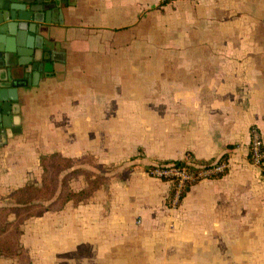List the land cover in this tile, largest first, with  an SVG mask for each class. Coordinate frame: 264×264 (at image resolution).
I'll return each instance as SVG.
<instances>
[{
  "label": "crops",
  "instance_id": "1",
  "mask_svg": "<svg viewBox=\"0 0 264 264\" xmlns=\"http://www.w3.org/2000/svg\"><path fill=\"white\" fill-rule=\"evenodd\" d=\"M57 4L37 32L52 63L18 90L20 132L0 134V209L41 184L44 156L105 179L87 201L0 218V264H264V163L249 156L252 128L264 139V0ZM189 155L228 169L174 208L148 169ZM87 185L73 173L56 192Z\"/></svg>",
  "mask_w": 264,
  "mask_h": 264
},
{
  "label": "water",
  "instance_id": "2",
  "mask_svg": "<svg viewBox=\"0 0 264 264\" xmlns=\"http://www.w3.org/2000/svg\"><path fill=\"white\" fill-rule=\"evenodd\" d=\"M57 6V0H0V134L6 139L20 132L15 110L19 88L37 85L52 63L37 32ZM8 34L16 36L18 48L6 44Z\"/></svg>",
  "mask_w": 264,
  "mask_h": 264
},
{
  "label": "trees",
  "instance_id": "3",
  "mask_svg": "<svg viewBox=\"0 0 264 264\" xmlns=\"http://www.w3.org/2000/svg\"><path fill=\"white\" fill-rule=\"evenodd\" d=\"M221 159L227 160L225 155ZM195 160L199 164L207 163L203 160ZM176 164L180 167H185L190 170L195 169L194 165L187 163L185 160L177 161ZM75 165L74 159L65 157L61 154L44 156L41 159V166L43 169L41 184H27L12 191L10 193V197L17 205L11 208L9 207L0 209V218L3 219V217H8L11 212H16L17 216L18 214L22 213L24 219L32 215H40L45 210L49 209L58 199H61L63 202L72 200L75 203L89 200L93 196L94 191L102 184L105 176L94 175L91 173V171L87 172L83 168H74ZM65 171H69V173L65 174V178L60 180L63 185H65L67 182V177L70 174L83 172L87 178L88 185L86 188L80 191H67L64 196L62 194L57 195L56 190L58 185H60L58 177L62 172ZM42 201H48L49 204L44 206ZM7 247H9V245Z\"/></svg>",
  "mask_w": 264,
  "mask_h": 264
},
{
  "label": "built area",
  "instance_id": "4",
  "mask_svg": "<svg viewBox=\"0 0 264 264\" xmlns=\"http://www.w3.org/2000/svg\"><path fill=\"white\" fill-rule=\"evenodd\" d=\"M176 0H161L162 3H169ZM249 156L256 165L264 163V139L261 131L257 127L252 128V140L249 146ZM187 163L195 166L194 170L180 167L175 163L153 164L148 169V174L172 184L170 205L177 207L180 205L186 190L196 182L205 178H217L223 175L228 169V161L220 159L205 164H199L189 155Z\"/></svg>",
  "mask_w": 264,
  "mask_h": 264
},
{
  "label": "rangeland",
  "instance_id": "5",
  "mask_svg": "<svg viewBox=\"0 0 264 264\" xmlns=\"http://www.w3.org/2000/svg\"><path fill=\"white\" fill-rule=\"evenodd\" d=\"M1 224H3L2 221H1ZM9 229H10V228H9Z\"/></svg>",
  "mask_w": 264,
  "mask_h": 264
}]
</instances>
